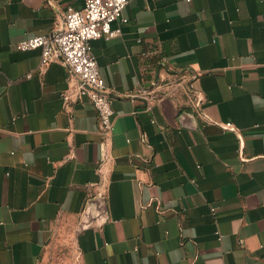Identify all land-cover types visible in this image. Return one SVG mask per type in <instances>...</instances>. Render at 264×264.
Masks as SVG:
<instances>
[{
    "label": "crops",
    "instance_id": "1",
    "mask_svg": "<svg viewBox=\"0 0 264 264\" xmlns=\"http://www.w3.org/2000/svg\"><path fill=\"white\" fill-rule=\"evenodd\" d=\"M85 1L0 0V264H264V0H130L91 41L106 137L16 48ZM155 77L149 108L126 96Z\"/></svg>",
    "mask_w": 264,
    "mask_h": 264
},
{
    "label": "built area",
    "instance_id": "2",
    "mask_svg": "<svg viewBox=\"0 0 264 264\" xmlns=\"http://www.w3.org/2000/svg\"><path fill=\"white\" fill-rule=\"evenodd\" d=\"M130 0H86L77 8L67 6L62 14V25L50 36L38 35L23 39L16 44L20 51L40 50V65L45 66L59 59L78 79V86L71 92L64 91V102L86 99L96 111L99 132L110 135L113 129L112 95L99 74L91 41L106 40L120 35L121 25L127 22L123 10ZM117 23V26L113 24ZM179 75V74H178ZM152 87L140 86L126 96L130 100L141 99L146 108L161 98L159 78L152 81ZM226 123L225 127H231ZM214 209H212L213 211ZM221 235H219L220 237Z\"/></svg>",
    "mask_w": 264,
    "mask_h": 264
},
{
    "label": "water",
    "instance_id": "3",
    "mask_svg": "<svg viewBox=\"0 0 264 264\" xmlns=\"http://www.w3.org/2000/svg\"><path fill=\"white\" fill-rule=\"evenodd\" d=\"M178 73H180V72H178ZM157 79V77H155V80ZM84 225H82V227H83Z\"/></svg>",
    "mask_w": 264,
    "mask_h": 264
}]
</instances>
